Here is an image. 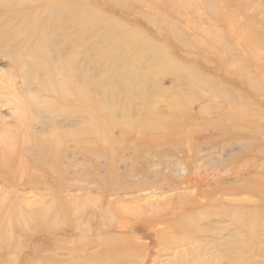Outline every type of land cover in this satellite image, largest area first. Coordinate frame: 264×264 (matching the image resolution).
Listing matches in <instances>:
<instances>
[{"label": "rangeland", "instance_id": "1", "mask_svg": "<svg viewBox=\"0 0 264 264\" xmlns=\"http://www.w3.org/2000/svg\"><path fill=\"white\" fill-rule=\"evenodd\" d=\"M27 2L47 11L70 4V29L58 23L54 29L62 46L70 41V60L76 55L75 83L108 69L118 48L111 35L124 32L131 75L147 77L120 106L138 111L135 121L148 118L147 106L175 122L154 135L105 130L100 137L117 146L90 157L97 142L86 133L94 127L86 112L98 108L80 110L70 99V192L62 194L70 221L57 229L6 225L21 242L20 261L238 264L243 257V264H264V0ZM10 11L0 0L1 24L19 14ZM12 26L0 31V80L13 87L0 90V123L9 127L15 113L9 100L39 88L30 69L18 73L14 57L24 37ZM160 54L165 74L152 75ZM3 185L0 202H14L12 211L36 210L51 198L41 186H17L15 195ZM190 218L197 233L186 241L174 226Z\"/></svg>", "mask_w": 264, "mask_h": 264}, {"label": "bare ground", "instance_id": "2", "mask_svg": "<svg viewBox=\"0 0 264 264\" xmlns=\"http://www.w3.org/2000/svg\"><path fill=\"white\" fill-rule=\"evenodd\" d=\"M36 1L38 0H7L10 12L17 11L19 14L10 20L5 19L3 24L0 23V31H7L11 25L16 24L11 30L18 38L24 37V41L18 43L14 57L17 68L20 69L18 73L22 76L24 70L30 69L39 86L37 92L29 95L30 97L26 96L29 92L24 91L25 97L15 96L9 100L15 110L12 116L14 124L9 127L5 121L0 123V182L4 184L3 190L13 188L12 194L15 195L17 186H41L50 191L51 198L42 200L38 209L30 211H12L14 202H0V264H56V258L53 257L47 260L39 258L33 263L31 260L20 261L21 242L12 232L4 231V227L16 224L29 230L30 225L41 224L45 229H57L59 224L70 221V200L62 195L70 192V99L76 102V108L80 110L98 108L97 114L91 109L85 111L92 115L88 119L94 124L92 130H87L86 133L97 142L95 150L88 152L90 157L97 156V153L108 155L117 146L114 140L100 137L105 130L110 133L111 130L119 129L124 137L133 131L154 135L164 132L175 122L166 121L147 106L144 110L148 118L135 121L138 119V111H128L120 106L121 98L130 97L131 92L140 89L142 80L147 77L140 73L131 75L125 55L128 42L124 39L125 35H122L124 32L111 35L112 46L116 45L118 48L109 55L111 62L108 69L100 70L99 76L94 79L81 75L82 82L75 83L72 76L77 71L74 64L76 55L70 60V41L62 46L54 29L57 23L66 26L65 30L70 29V4H62L59 10L50 6L48 11L47 8H29L25 4ZM71 14L78 20L81 12L74 10ZM14 21L17 23L13 24ZM66 51L69 52L65 53ZM158 56H155V70H152V75L165 74V62L161 61V54ZM26 58L30 60L27 61ZM59 58L61 63H57ZM29 66L33 68H28ZM29 84L30 81L27 82ZM0 86V90L13 88L8 78L0 80ZM59 202L61 207H58ZM192 222L194 223V219L190 218L188 224L174 226L186 241H192L197 233L196 224ZM246 228V224L241 226V229ZM112 240L108 238L107 241H117ZM109 249L113 251L112 248ZM61 250L62 247H58L56 254ZM222 257L227 258L228 255L223 254ZM93 258L90 257L91 260ZM238 264H243V257Z\"/></svg>", "mask_w": 264, "mask_h": 264}]
</instances>
